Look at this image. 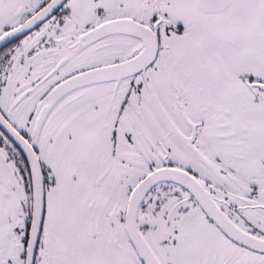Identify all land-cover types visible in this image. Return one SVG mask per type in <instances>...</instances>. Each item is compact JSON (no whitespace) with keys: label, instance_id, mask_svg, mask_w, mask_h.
Segmentation results:
<instances>
[{"label":"snow or ice","instance_id":"1","mask_svg":"<svg viewBox=\"0 0 264 264\" xmlns=\"http://www.w3.org/2000/svg\"><path fill=\"white\" fill-rule=\"evenodd\" d=\"M0 264H264V0H0Z\"/></svg>","mask_w":264,"mask_h":264}]
</instances>
